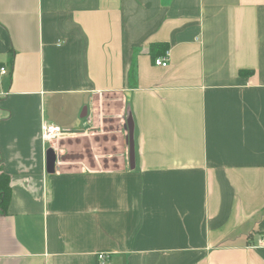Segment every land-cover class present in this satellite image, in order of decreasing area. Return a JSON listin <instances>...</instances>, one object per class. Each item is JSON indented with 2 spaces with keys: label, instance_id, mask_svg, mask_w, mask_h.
<instances>
[{
  "label": "crops",
  "instance_id": "crops-1",
  "mask_svg": "<svg viewBox=\"0 0 264 264\" xmlns=\"http://www.w3.org/2000/svg\"><path fill=\"white\" fill-rule=\"evenodd\" d=\"M0 65V264H264V0H0Z\"/></svg>",
  "mask_w": 264,
  "mask_h": 264
},
{
  "label": "built area",
  "instance_id": "built-area-1",
  "mask_svg": "<svg viewBox=\"0 0 264 264\" xmlns=\"http://www.w3.org/2000/svg\"><path fill=\"white\" fill-rule=\"evenodd\" d=\"M154 60L156 64L161 65V66L162 65L167 66L169 64V59H168L167 54L162 57H157ZM7 73H8V68L6 66H1L0 67V78ZM43 135L47 141L55 140L60 136V129L51 123L44 124L43 125ZM259 245L264 247V237L260 239ZM109 255L110 254L107 252H99L97 254V258L99 262L98 264H105V260L109 257Z\"/></svg>",
  "mask_w": 264,
  "mask_h": 264
},
{
  "label": "trees",
  "instance_id": "trees-1",
  "mask_svg": "<svg viewBox=\"0 0 264 264\" xmlns=\"http://www.w3.org/2000/svg\"><path fill=\"white\" fill-rule=\"evenodd\" d=\"M168 49V45L152 44L151 55L155 59L156 56L164 53ZM2 65H0L1 67ZM248 73V71H242ZM11 187L9 176L0 174V212H7V205L11 198Z\"/></svg>",
  "mask_w": 264,
  "mask_h": 264
},
{
  "label": "water",
  "instance_id": "water-1",
  "mask_svg": "<svg viewBox=\"0 0 264 264\" xmlns=\"http://www.w3.org/2000/svg\"><path fill=\"white\" fill-rule=\"evenodd\" d=\"M127 129L129 132V139H128V143H129V147H130V152H129V157H130V161H131V165L132 167H135V132H134V120L131 117V115L128 116V120H127ZM57 159V155H56V151L55 149H53V147L48 148L47 151V166H48V171L52 172L55 170V162Z\"/></svg>",
  "mask_w": 264,
  "mask_h": 264
}]
</instances>
